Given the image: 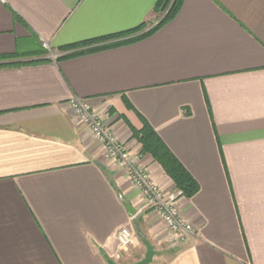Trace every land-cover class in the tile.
<instances>
[{"label": "crops", "instance_id": "0c3cea01", "mask_svg": "<svg viewBox=\"0 0 264 264\" xmlns=\"http://www.w3.org/2000/svg\"><path fill=\"white\" fill-rule=\"evenodd\" d=\"M157 2L0 0V57L17 56L0 60V264H132L144 237L152 264H264V0H184L147 38L57 59L66 46L154 27ZM74 97L176 196L195 228L188 242L145 206ZM145 122L197 181L192 197L142 152L134 131Z\"/></svg>", "mask_w": 264, "mask_h": 264}, {"label": "built area", "instance_id": "2783aa9c", "mask_svg": "<svg viewBox=\"0 0 264 264\" xmlns=\"http://www.w3.org/2000/svg\"><path fill=\"white\" fill-rule=\"evenodd\" d=\"M44 46L50 50L47 42ZM71 106L80 122L93 132L105 154L124 168L131 184L140 191L145 206H149L159 215L179 245L188 242L195 235V228L182 217L176 196L163 193L161 187L141 165L139 157L130 155L89 100L74 97ZM117 236L122 248H128L133 243L134 234L128 227L121 228Z\"/></svg>", "mask_w": 264, "mask_h": 264}, {"label": "trees", "instance_id": "16d2710c", "mask_svg": "<svg viewBox=\"0 0 264 264\" xmlns=\"http://www.w3.org/2000/svg\"><path fill=\"white\" fill-rule=\"evenodd\" d=\"M183 1L184 0H158L155 9L161 14V18L159 22L150 29L146 30V24H142L133 30L121 34L66 46L62 48L65 53L58 56L57 59L62 60L71 58L147 38L176 17ZM15 57L17 56H1L0 60H8ZM134 135L142 143V152L152 155V157L162 165L167 174L174 180L178 190H181L187 197H192L198 192L199 185L197 181L172 154L161 137L148 123L145 122L140 130H135Z\"/></svg>", "mask_w": 264, "mask_h": 264}, {"label": "water", "instance_id": "95a60500", "mask_svg": "<svg viewBox=\"0 0 264 264\" xmlns=\"http://www.w3.org/2000/svg\"><path fill=\"white\" fill-rule=\"evenodd\" d=\"M124 202H125L126 206L129 208L130 212L132 214H135L136 211L134 210L132 205L127 200H124ZM143 242L147 248L146 254L142 259H140V260H138L132 264H152L154 262V258L156 255V250H155L154 245L146 237L143 238ZM109 264H117V263L113 260H109Z\"/></svg>", "mask_w": 264, "mask_h": 264}, {"label": "rangeland", "instance_id": "374dc122", "mask_svg": "<svg viewBox=\"0 0 264 264\" xmlns=\"http://www.w3.org/2000/svg\"><path fill=\"white\" fill-rule=\"evenodd\" d=\"M43 51H44V53H49L51 50H49L48 48H44L43 49ZM140 162V161H139ZM148 209H150V210H153V209H151L149 206H146ZM169 230V229H168ZM170 232V231H169ZM126 263H128V262H126Z\"/></svg>", "mask_w": 264, "mask_h": 264}]
</instances>
